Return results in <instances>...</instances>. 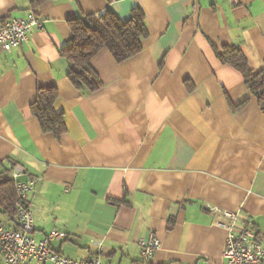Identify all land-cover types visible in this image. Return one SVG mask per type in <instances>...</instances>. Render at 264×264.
<instances>
[{"label":"crops","instance_id":"obj_1","mask_svg":"<svg viewBox=\"0 0 264 264\" xmlns=\"http://www.w3.org/2000/svg\"><path fill=\"white\" fill-rule=\"evenodd\" d=\"M0 0V27L34 11L44 23L12 53L0 48V163L21 164L37 240L73 260L140 262L157 236L155 264H226L227 229L208 207L240 215L264 236V115L240 72L216 56L238 47L264 68V0ZM110 8L146 17L137 56L91 61L103 88L87 94L60 55L73 25ZM57 89L66 133H44L31 113L39 89ZM2 170L0 166V171ZM0 223L15 217L0 211ZM0 264H4L0 258Z\"/></svg>","mask_w":264,"mask_h":264},{"label":"trees","instance_id":"obj_2","mask_svg":"<svg viewBox=\"0 0 264 264\" xmlns=\"http://www.w3.org/2000/svg\"><path fill=\"white\" fill-rule=\"evenodd\" d=\"M48 0H34L37 7ZM72 42L60 49V55L68 62V79L77 89L93 94L103 88L99 74L91 65L92 59L101 51L108 50L118 63L137 56L143 50V41L148 36L146 17L137 8L129 21L123 22L108 8L100 16H88L73 25ZM216 56L223 65H230L240 72L248 91L256 97L264 115V68L254 71L244 53L238 47H227L222 52L215 49ZM59 93L57 89H39L37 99L31 105V113L38 120L44 133H50L59 139L66 133L64 114L55 111ZM15 164L7 167L0 163V211L11 217L16 216V193L10 177Z\"/></svg>","mask_w":264,"mask_h":264},{"label":"built area","instance_id":"obj_3","mask_svg":"<svg viewBox=\"0 0 264 264\" xmlns=\"http://www.w3.org/2000/svg\"><path fill=\"white\" fill-rule=\"evenodd\" d=\"M43 19L34 11L21 18H11L0 27V48L7 53L19 49L27 44L34 33L43 27ZM26 169L21 164H15L10 177L16 193L15 227L8 229L0 223V258L4 264H108L102 261L103 246L96 242V254L85 260H73L54 251L50 242L63 239L65 234L52 231L44 239L34 237L35 220L30 207V196L36 187V181L24 179ZM213 214L220 215L229 224L223 223L227 229L224 250L226 264H264V236L255 230L252 223L240 226L237 222L240 215L228 210L212 206L208 207ZM141 249L140 262L137 264H155L154 257L161 248V241L157 236L148 241H139Z\"/></svg>","mask_w":264,"mask_h":264}]
</instances>
